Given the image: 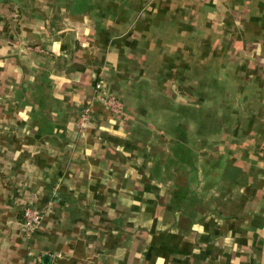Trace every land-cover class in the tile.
Segmentation results:
<instances>
[{"label": "crops", "instance_id": "0c3cea01", "mask_svg": "<svg viewBox=\"0 0 264 264\" xmlns=\"http://www.w3.org/2000/svg\"><path fill=\"white\" fill-rule=\"evenodd\" d=\"M0 264H264V0H0Z\"/></svg>", "mask_w": 264, "mask_h": 264}, {"label": "built area", "instance_id": "2783aa9c", "mask_svg": "<svg viewBox=\"0 0 264 264\" xmlns=\"http://www.w3.org/2000/svg\"><path fill=\"white\" fill-rule=\"evenodd\" d=\"M95 94L97 100L104 106L105 110L111 117L123 116V105L120 103V101H118V99H116L112 95L105 93V90H103L99 83L95 85ZM88 120L89 114L87 111H85L82 115L83 125H85V122ZM22 216L24 219L23 226L26 233L34 231L40 225L42 220L41 212L30 206H25L23 208Z\"/></svg>", "mask_w": 264, "mask_h": 264}, {"label": "trees", "instance_id": "16d2710c", "mask_svg": "<svg viewBox=\"0 0 264 264\" xmlns=\"http://www.w3.org/2000/svg\"><path fill=\"white\" fill-rule=\"evenodd\" d=\"M179 112H180V113H179L178 116L182 117L183 114H184L183 110H179ZM180 121H181V120H178V121L174 122V124L171 126V129H175V130H176V131H175L176 134H174L173 137H174L175 140H178V141H179V147H181L182 145L188 143V141H189V140L186 139V137L184 136L185 133H184V131H182L183 128H182V126H181L182 123H180ZM177 122H178V123H177ZM177 156H178L180 159L186 157L184 154H181L180 152L177 153ZM193 159H194V156H193V154L191 153V155H190L191 163H192ZM212 160H213V159H212ZM225 175H226V173H225ZM176 195H177V197H179V198L182 197V196H184L183 193H181V192H177Z\"/></svg>", "mask_w": 264, "mask_h": 264}]
</instances>
